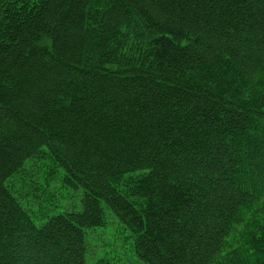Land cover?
<instances>
[{"label": "trees", "instance_id": "1", "mask_svg": "<svg viewBox=\"0 0 264 264\" xmlns=\"http://www.w3.org/2000/svg\"><path fill=\"white\" fill-rule=\"evenodd\" d=\"M29 159L82 209L36 224ZM106 206L147 264H264V0H0V264H86Z\"/></svg>", "mask_w": 264, "mask_h": 264}, {"label": "rangeland", "instance_id": "2", "mask_svg": "<svg viewBox=\"0 0 264 264\" xmlns=\"http://www.w3.org/2000/svg\"><path fill=\"white\" fill-rule=\"evenodd\" d=\"M33 162V159H29L21 177H14L17 184L14 193L29 210L36 224L41 225L56 214L82 209L84 190L62 184L64 169L58 168L57 181L47 185L44 175L51 163L48 159ZM106 217L105 225L86 230V264H95L100 257H108L119 264H147L135 254L129 229L108 207Z\"/></svg>", "mask_w": 264, "mask_h": 264}]
</instances>
